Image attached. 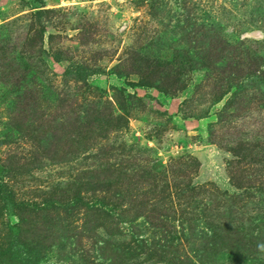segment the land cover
<instances>
[{"label":"rangeland","instance_id":"1","mask_svg":"<svg viewBox=\"0 0 264 264\" xmlns=\"http://www.w3.org/2000/svg\"><path fill=\"white\" fill-rule=\"evenodd\" d=\"M264 0H0V264H264Z\"/></svg>","mask_w":264,"mask_h":264},{"label":"clouds","instance_id":"2","mask_svg":"<svg viewBox=\"0 0 264 264\" xmlns=\"http://www.w3.org/2000/svg\"><path fill=\"white\" fill-rule=\"evenodd\" d=\"M258 248H259L261 251H264V243L258 244Z\"/></svg>","mask_w":264,"mask_h":264}]
</instances>
